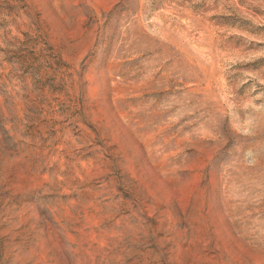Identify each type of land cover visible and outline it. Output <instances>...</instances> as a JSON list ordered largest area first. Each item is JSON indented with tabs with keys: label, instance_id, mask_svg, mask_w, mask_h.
Returning <instances> with one entry per match:
<instances>
[{
	"label": "rangeland",
	"instance_id": "obj_1",
	"mask_svg": "<svg viewBox=\"0 0 264 264\" xmlns=\"http://www.w3.org/2000/svg\"><path fill=\"white\" fill-rule=\"evenodd\" d=\"M0 264H264V0H0Z\"/></svg>",
	"mask_w": 264,
	"mask_h": 264
}]
</instances>
